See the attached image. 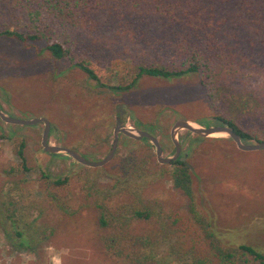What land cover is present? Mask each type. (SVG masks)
<instances>
[{
    "label": "rangeland",
    "instance_id": "374dc122",
    "mask_svg": "<svg viewBox=\"0 0 264 264\" xmlns=\"http://www.w3.org/2000/svg\"><path fill=\"white\" fill-rule=\"evenodd\" d=\"M43 45L39 40L26 47L0 37V104L19 118L46 117L55 128L50 143L73 145L89 159H98L111 143L116 110H124V123L150 129L166 156L173 150L169 128L176 118L198 120L211 114L194 73L173 78L143 74L130 87L112 90L98 86L64 59H53ZM127 82V77L109 79L114 86ZM40 131L41 123L25 126L0 120V198L14 185L21 193L17 201L36 204L27 219L35 217L29 233L32 249L12 248L0 227V264H123V257L104 249L110 231L98 222L96 204L113 207L108 191L115 199L135 193L147 204L156 200L152 206L168 204L181 213L194 209L202 227L199 238L207 241L204 247L230 250L244 243L264 256V148L240 151L228 138H201L179 129L176 138L190 168L187 179H173V165L158 163L148 141L119 134L112 158L88 167L67 156L43 153ZM20 142L26 170L16 155ZM128 153L137 155L146 173L131 194L127 186L132 181L126 185L122 177L129 170L123 163ZM54 177H66V182L56 186L50 181ZM50 194L74 212H63ZM130 225L131 231L142 233L153 227L150 221ZM170 232L159 234L155 250L170 251L172 245L175 251L170 253L176 258L190 255L182 254L183 246L176 245L177 237Z\"/></svg>",
    "mask_w": 264,
    "mask_h": 264
},
{
    "label": "trees",
    "instance_id": "16d2710c",
    "mask_svg": "<svg viewBox=\"0 0 264 264\" xmlns=\"http://www.w3.org/2000/svg\"><path fill=\"white\" fill-rule=\"evenodd\" d=\"M0 37L26 47L43 40L53 59H64L112 90L130 87L143 74L194 73L211 112L194 121L226 124L243 141L264 140V0H0ZM111 76L128 82L110 85ZM22 146L16 155L26 170ZM140 161L135 153L123 161L129 170L122 177L126 185L132 181L127 194L146 174ZM163 165L174 166L173 179H187L183 162ZM50 181L59 186L66 177ZM7 189L0 198L1 230L12 248L32 249L35 217L27 219L36 204L17 201L21 193L14 185ZM50 196L63 212H74L66 201ZM106 198L111 210L96 204L100 226L110 231L104 249L123 257V264H264L263 254L248 244L230 250L204 247L194 209L181 213L168 204L152 206L156 200L147 204L135 193L115 199L108 191ZM142 221L153 225L149 232L130 230L131 222ZM170 230L182 254L190 255L176 258L172 245L170 251L155 250L159 234Z\"/></svg>",
    "mask_w": 264,
    "mask_h": 264
},
{
    "label": "water",
    "instance_id": "95a60500",
    "mask_svg": "<svg viewBox=\"0 0 264 264\" xmlns=\"http://www.w3.org/2000/svg\"><path fill=\"white\" fill-rule=\"evenodd\" d=\"M0 120L10 124L20 125H30L41 122L42 131L40 135V145L43 151L47 153L66 154L72 159H74L76 162L90 167L101 166L112 157L115 147L117 145L118 134H122L133 140L146 139L153 148L156 161L160 164L168 163L178 157V153L180 151V144L178 142V139L176 138V133L179 129H185L201 138H228L240 151H253L264 148V140L253 143L245 142L240 139L238 134H236L231 127L226 124L215 122H207L205 124H202L194 120L179 117L172 122L169 128V138L173 144L174 150L171 154L163 156L162 148L156 136L152 135L150 132L144 129L136 128L134 126L128 125L127 123H124L118 118V116H116L112 129V141L108 151L102 158L98 160H88L72 148L61 146L58 144H49L47 142L49 122L46 118L42 116L31 118H19L7 114L0 108Z\"/></svg>",
    "mask_w": 264,
    "mask_h": 264
},
{
    "label": "flooded vegetation",
    "instance_id": "af4514ba",
    "mask_svg": "<svg viewBox=\"0 0 264 264\" xmlns=\"http://www.w3.org/2000/svg\"><path fill=\"white\" fill-rule=\"evenodd\" d=\"M118 105H120V104H118ZM0 108L4 111V112H6L5 110H4V108L2 107V105L0 104ZM123 112H124V110L123 111H121L120 113H118V112H116V115H115V117H114V122H115V118H116V116H118V118L122 121V122H124L121 118H120V114H123ZM7 113V112H6ZM7 114H9V113H7ZM9 115H11V114H9ZM11 116H14V115H11ZM14 117H16V116H14ZM37 117H39V116H37ZM42 117H44V116H42ZM28 118H31V117H28ZM44 118H46V117H44ZM47 119V118H46ZM48 120V119H47ZM2 121V120H1ZM3 122V121H2ZM48 122H49V131H48V134H47V142L49 143V144H58V145H61V146H65V147H69V148H72V149H74V150H76L81 156H83L84 158H86V159H88V160H92V159H89V157L87 156V155H85V154H83L82 152H80L78 149H77V147H74L73 145H68V144H66V143H61L60 141H55L54 143H50L49 142V136L51 135V133L53 132V134L55 133V128H54V126H53V124H51L50 123V121L48 120ZM4 123H6V122H4ZM39 123H41V122H39ZM7 124H10V123H7ZM17 125H20V124H17ZM30 125H38V123H35V124H30ZM25 126H28V125H25ZM114 126V125H113ZM145 130V129H144ZM149 130L150 129H147L146 131H148L149 132ZM41 131H42V123H41ZM41 131H40V135H41ZM151 133V132H150ZM152 134V133H151ZM119 135V134H118ZM153 135V134H152ZM133 140V139H132ZM143 140H146V139H140V140H136V141H143ZM112 141V140H111ZM117 141H118V139H117ZM147 141V140H146ZM158 142H159V140H158ZM178 142H179V144H180V141L178 140ZM111 144V143H110ZM159 144H160V142H159ZM39 145H40V137H39ZM117 146V145H116ZM161 146V145H160ZM23 147V146H22ZM109 147H110V145H109ZM116 148V147H115ZM162 148V147H161ZM40 149H41V151L43 152V153H45V154H47V155H49V156H56V155H62V156H67V157H69L72 161H74V162H76L74 159H72L70 156H68V155H66V154H57V153H47V152H45V151H43L42 150V148H41V145H40ZM109 149V148H108ZM173 150H174V147H173ZM173 150H172V152H173ZM108 151V150H107ZM171 152V153H172ZM170 153V154H171ZM22 154H23V151H22ZM106 154V153H105ZM104 154V155H105ZM113 156V155H112ZM187 152L185 151V152H182L181 151V144H180V151H179V153H178V157L176 158V159H174V160H179L180 162H183V164L184 165H186V167H187V169H189L190 167H189V165L186 163L187 161H186V159H187ZM103 157V156H102ZM102 157H100V158H102ZM100 158H98V159H100ZM112 158V157H111ZM110 158V159H111ZM180 158H182V159H180ZM98 159H95V160H98ZM109 159V160H110ZM108 160V161H109ZM156 160V159H155ZM107 161V162H108ZM173 161V160H172ZM106 162V163H107ZM171 162V161H170ZM170 162H168V163H170ZM76 163H78V162H76ZM168 163H164V164H168ZM79 164H81V163H79ZM105 164V163H104ZM103 164V165H104ZM83 165V164H82ZM86 166V165H85ZM102 166V165H101ZM88 167H90V166H88ZM98 167V166H97ZM173 168H174V166H173ZM54 178H57V177H54Z\"/></svg>",
    "mask_w": 264,
    "mask_h": 264
}]
</instances>
